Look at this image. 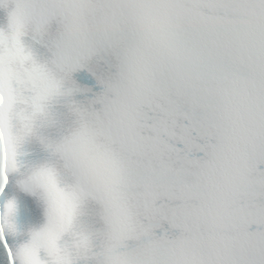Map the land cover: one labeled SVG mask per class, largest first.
Listing matches in <instances>:
<instances>
[{
  "label": "snow or ice",
  "instance_id": "obj_1",
  "mask_svg": "<svg viewBox=\"0 0 264 264\" xmlns=\"http://www.w3.org/2000/svg\"><path fill=\"white\" fill-rule=\"evenodd\" d=\"M0 264H264V0H0Z\"/></svg>",
  "mask_w": 264,
  "mask_h": 264
}]
</instances>
